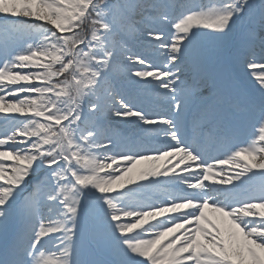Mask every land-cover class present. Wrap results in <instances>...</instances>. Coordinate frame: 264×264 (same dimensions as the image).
Here are the masks:
<instances>
[{
    "label": "snow or ice",
    "instance_id": "obj_1",
    "mask_svg": "<svg viewBox=\"0 0 264 264\" xmlns=\"http://www.w3.org/2000/svg\"><path fill=\"white\" fill-rule=\"evenodd\" d=\"M0 264H264V0H0Z\"/></svg>",
    "mask_w": 264,
    "mask_h": 264
},
{
    "label": "rangeland",
    "instance_id": "obj_2",
    "mask_svg": "<svg viewBox=\"0 0 264 264\" xmlns=\"http://www.w3.org/2000/svg\"><path fill=\"white\" fill-rule=\"evenodd\" d=\"M149 163H150V162H149ZM163 163H164V161H158V162H157V164H161V165H162ZM173 163H175V161H173ZM146 166H148V165H147V164H141V165H138L137 167H138V168H141V167H146Z\"/></svg>",
    "mask_w": 264,
    "mask_h": 264
}]
</instances>
